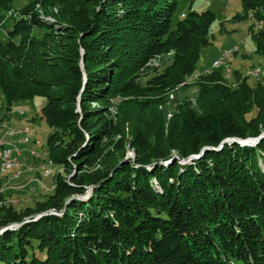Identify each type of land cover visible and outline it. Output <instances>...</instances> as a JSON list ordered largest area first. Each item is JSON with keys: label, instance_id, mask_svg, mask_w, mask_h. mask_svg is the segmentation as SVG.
I'll use <instances>...</instances> for the list:
<instances>
[{"label": "trees", "instance_id": "obj_1", "mask_svg": "<svg viewBox=\"0 0 264 264\" xmlns=\"http://www.w3.org/2000/svg\"><path fill=\"white\" fill-rule=\"evenodd\" d=\"M177 3L33 0L8 27L0 16L4 106L45 99L49 158L63 168L36 209L1 203L0 231L17 226L0 234V264H264V138L224 143L264 133V80L235 72L231 87L201 74V112L187 107L169 125L151 117L210 44V11L190 9L170 30ZM241 5L261 25L249 31L264 55V0Z\"/></svg>", "mask_w": 264, "mask_h": 264}, {"label": "rangeland", "instance_id": "obj_2", "mask_svg": "<svg viewBox=\"0 0 264 264\" xmlns=\"http://www.w3.org/2000/svg\"><path fill=\"white\" fill-rule=\"evenodd\" d=\"M31 2L33 0H12L8 10H0V16L6 20V26H10L11 17L20 18L19 11ZM190 9L196 13L205 11L213 13L214 21L209 30L210 44L201 48L195 72L187 78L188 85L169 92L167 99H164L166 104L154 108L151 112V117L153 116L159 122L164 120L167 125L173 121L181 123L183 112L187 107V110L202 111L198 87L192 85L201 74L220 73L226 85L231 87H236L238 84L235 72L241 77H246L249 84L264 80V55L255 52V43L249 31L252 27L256 33L261 29V25L250 17L245 18L241 0H178L171 19V31L181 19V14H187ZM52 10L58 13V8ZM41 14L46 21L51 22L56 19L48 14ZM42 32L38 29L34 30L37 36H40ZM3 37L4 30L0 29V38ZM230 51L233 53L229 54ZM169 61L168 57L158 58L147 66L149 70L161 69ZM216 62L221 65L215 68ZM256 71L259 72L257 77L254 76ZM144 73L143 71L142 75ZM45 102L43 97L36 96L31 100L14 102L11 109L7 111L4 106L6 103L0 93V126H3V129L0 127V144L2 143L0 153L3 149L20 151V156H15L18 165L12 170L3 173L0 166V205L1 203L11 204L14 211L19 213L27 212L28 208L36 209L38 205L36 203L43 202L46 196L51 194L54 187V175L63 171L62 167L53 164L49 158L48 137L53 129L49 127L41 113ZM115 105L116 102L109 109L113 115ZM59 138L67 139L64 135H59L58 140ZM133 152L132 149L126 148V159H134ZM37 215L40 217L39 214ZM37 215L33 214L30 217ZM30 217L26 216L27 222ZM11 224L10 228L17 226Z\"/></svg>", "mask_w": 264, "mask_h": 264}, {"label": "built area", "instance_id": "obj_3", "mask_svg": "<svg viewBox=\"0 0 264 264\" xmlns=\"http://www.w3.org/2000/svg\"><path fill=\"white\" fill-rule=\"evenodd\" d=\"M257 75V73H256ZM18 149H8V151H2L0 156V166L3 173L12 170L18 163H15V156H20Z\"/></svg>", "mask_w": 264, "mask_h": 264}, {"label": "water", "instance_id": "obj_4", "mask_svg": "<svg viewBox=\"0 0 264 264\" xmlns=\"http://www.w3.org/2000/svg\"><path fill=\"white\" fill-rule=\"evenodd\" d=\"M264 138V133H262L259 137L257 138H248L246 140H240V139H227L224 141V143H227V144H232V143H237L239 144L240 146H254L256 145L261 139ZM196 156H193L191 158H189V160L195 158ZM7 229H11V228H5V229H2L0 231V234L2 232H4L5 230Z\"/></svg>", "mask_w": 264, "mask_h": 264}, {"label": "bare ground", "instance_id": "obj_5", "mask_svg": "<svg viewBox=\"0 0 264 264\" xmlns=\"http://www.w3.org/2000/svg\"><path fill=\"white\" fill-rule=\"evenodd\" d=\"M183 16H184V15H182L181 17H183ZM231 53H233V52L230 51L229 54H231ZM220 65H221V63H217V62H216V63L214 64V67L216 68V67H218V66H220ZM256 73H257V75H258L259 72L256 71V72L254 73V76H255V77H257ZM1 144H2V143H1ZM1 144H0V145H1ZM1 146H2V145H1ZM5 151H8V149H5ZM17 159H18V158H17ZM15 163H17V160H16V159H15Z\"/></svg>", "mask_w": 264, "mask_h": 264}, {"label": "crops", "instance_id": "obj_6", "mask_svg": "<svg viewBox=\"0 0 264 264\" xmlns=\"http://www.w3.org/2000/svg\"><path fill=\"white\" fill-rule=\"evenodd\" d=\"M182 15H184V14H181V16H182ZM0 127H2L1 129H3V126H0Z\"/></svg>", "mask_w": 264, "mask_h": 264}]
</instances>
